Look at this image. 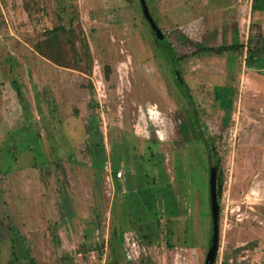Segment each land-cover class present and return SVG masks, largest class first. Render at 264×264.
<instances>
[{"label": "rangeland", "instance_id": "374dc122", "mask_svg": "<svg viewBox=\"0 0 264 264\" xmlns=\"http://www.w3.org/2000/svg\"><path fill=\"white\" fill-rule=\"evenodd\" d=\"M143 1L0 0V264H264V0Z\"/></svg>", "mask_w": 264, "mask_h": 264}, {"label": "water", "instance_id": "95a60500", "mask_svg": "<svg viewBox=\"0 0 264 264\" xmlns=\"http://www.w3.org/2000/svg\"><path fill=\"white\" fill-rule=\"evenodd\" d=\"M141 12L148 22V24L151 26L152 31L154 34L158 35L159 30L154 26L149 13L147 11V8L144 4L143 0H138ZM215 170L214 168H209V176H208V204H209V215H210V223H211V232L210 237L208 240V247L207 251L204 256L203 264H213L215 254L217 251V244H218V225H217V203H216V195H215ZM111 264H116L115 261H112Z\"/></svg>", "mask_w": 264, "mask_h": 264}, {"label": "trees", "instance_id": "16d2710c", "mask_svg": "<svg viewBox=\"0 0 264 264\" xmlns=\"http://www.w3.org/2000/svg\"><path fill=\"white\" fill-rule=\"evenodd\" d=\"M234 48H236V45L220 47V48H206V49H204V51L210 52V53H220L221 51L230 50V49H234ZM246 52H247V55H248L247 59L250 58L252 55H255V54H263L264 55V42H261L260 46L258 45V46H255V47H249V45H248L247 48H246ZM99 162H100V160H99ZM211 167L212 166H209V168H211ZM209 168H208V171H209ZM212 168H214V170H215V182H214V186H215V183H216V167H212ZM116 170H117L116 168H113V169L111 168V172H112L113 178L115 177ZM215 195H217L216 192H215ZM217 212H218V209H217ZM208 216H209V220H210L209 213H208ZM157 223L158 222L156 221L155 225H154L155 229H156V233L155 234H157V226H158ZM209 228L211 230V223H210ZM210 230H209V237H210V232H211ZM155 234H154V239H152L150 237H147V236H144V238H147L146 243L151 244V241L156 240L157 239V235H155ZM167 246L170 247L171 244H169L167 242ZM221 264H227V262L223 261Z\"/></svg>", "mask_w": 264, "mask_h": 264}, {"label": "built area", "instance_id": "2783aa9c", "mask_svg": "<svg viewBox=\"0 0 264 264\" xmlns=\"http://www.w3.org/2000/svg\"><path fill=\"white\" fill-rule=\"evenodd\" d=\"M108 173H110V172L108 171ZM116 177L119 178L120 177V173H117Z\"/></svg>", "mask_w": 264, "mask_h": 264}, {"label": "flooded vegetation", "instance_id": "af4514ba", "mask_svg": "<svg viewBox=\"0 0 264 264\" xmlns=\"http://www.w3.org/2000/svg\"><path fill=\"white\" fill-rule=\"evenodd\" d=\"M177 79H179V81L181 82V80H180L181 78L178 77Z\"/></svg>", "mask_w": 264, "mask_h": 264}, {"label": "crops", "instance_id": "0c3cea01", "mask_svg": "<svg viewBox=\"0 0 264 264\" xmlns=\"http://www.w3.org/2000/svg\"><path fill=\"white\" fill-rule=\"evenodd\" d=\"M263 13V12H262Z\"/></svg>", "mask_w": 264, "mask_h": 264}]
</instances>
